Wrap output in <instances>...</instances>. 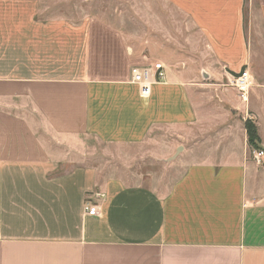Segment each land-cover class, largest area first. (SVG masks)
Masks as SVG:
<instances>
[{
  "label": "crops",
  "instance_id": "obj_1",
  "mask_svg": "<svg viewBox=\"0 0 264 264\" xmlns=\"http://www.w3.org/2000/svg\"><path fill=\"white\" fill-rule=\"evenodd\" d=\"M48 1L0 0V264H264V157L245 126L264 149V0H163L132 42ZM156 62L144 96L132 68ZM244 69L248 102L225 85ZM161 132V159L186 167L165 191L91 164L90 140Z\"/></svg>",
  "mask_w": 264,
  "mask_h": 264
},
{
  "label": "rangeland",
  "instance_id": "obj_2",
  "mask_svg": "<svg viewBox=\"0 0 264 264\" xmlns=\"http://www.w3.org/2000/svg\"><path fill=\"white\" fill-rule=\"evenodd\" d=\"M250 4L252 0H246ZM51 14L57 13L73 21L99 18L109 22L132 42L133 35L147 32L155 12L166 6L163 0H49ZM55 5V6H54ZM151 9V11H150ZM150 13V14H149ZM166 16H162L165 21ZM226 86L232 87L229 81ZM233 88V87H232ZM256 125V124H255ZM167 132L140 144H109L90 140L91 164L103 169L106 177H120L129 186H146L165 191L183 174L185 166L179 157L162 160L168 147ZM178 156H180L178 154ZM181 157V156H180Z\"/></svg>",
  "mask_w": 264,
  "mask_h": 264
},
{
  "label": "built area",
  "instance_id": "obj_3",
  "mask_svg": "<svg viewBox=\"0 0 264 264\" xmlns=\"http://www.w3.org/2000/svg\"><path fill=\"white\" fill-rule=\"evenodd\" d=\"M166 70L162 63L156 62L152 65L134 66L132 68V79L140 85L142 95L150 94L151 87L154 83L164 80ZM229 84L234 87L242 101L248 102L251 89V75L248 69H244L239 73L232 75ZM252 118L248 115V118ZM252 156L256 162L261 163L264 157V149L252 148ZM84 210L89 215H98L100 213L99 206L96 202L87 201Z\"/></svg>",
  "mask_w": 264,
  "mask_h": 264
},
{
  "label": "trees",
  "instance_id": "obj_4",
  "mask_svg": "<svg viewBox=\"0 0 264 264\" xmlns=\"http://www.w3.org/2000/svg\"><path fill=\"white\" fill-rule=\"evenodd\" d=\"M245 126L248 133L249 143L252 148H259L258 141L259 136L257 133V128L253 120L246 119Z\"/></svg>",
  "mask_w": 264,
  "mask_h": 264
}]
</instances>
